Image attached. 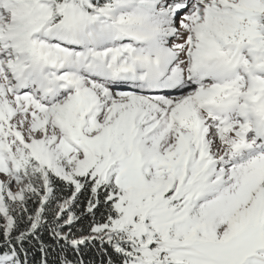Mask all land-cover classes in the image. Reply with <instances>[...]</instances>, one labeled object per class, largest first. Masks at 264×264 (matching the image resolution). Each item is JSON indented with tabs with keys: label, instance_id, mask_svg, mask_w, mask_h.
Here are the masks:
<instances>
[{
	"label": "snow or ice",
	"instance_id": "6c2138e0",
	"mask_svg": "<svg viewBox=\"0 0 264 264\" xmlns=\"http://www.w3.org/2000/svg\"><path fill=\"white\" fill-rule=\"evenodd\" d=\"M0 264H264V0H0Z\"/></svg>",
	"mask_w": 264,
	"mask_h": 264
}]
</instances>
